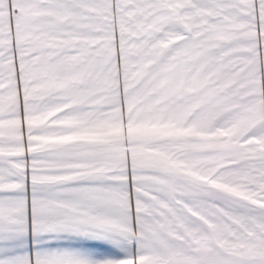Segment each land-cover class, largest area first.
<instances>
[{"label":"snow or ice","instance_id":"snow-or-ice-1","mask_svg":"<svg viewBox=\"0 0 264 264\" xmlns=\"http://www.w3.org/2000/svg\"><path fill=\"white\" fill-rule=\"evenodd\" d=\"M0 264H264V0H0Z\"/></svg>","mask_w":264,"mask_h":264}]
</instances>
